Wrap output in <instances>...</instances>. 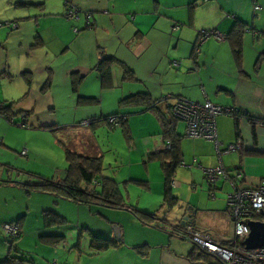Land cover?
Masks as SVG:
<instances>
[{"label": "crops", "instance_id": "obj_1", "mask_svg": "<svg viewBox=\"0 0 264 264\" xmlns=\"http://www.w3.org/2000/svg\"><path fill=\"white\" fill-rule=\"evenodd\" d=\"M65 1L69 6L78 8V17L75 23L78 24V32H82H77L78 35L74 36L71 41H63L57 36L58 34L50 22L49 25L45 22L40 26V31L35 36L36 42L34 45L36 47L30 48L34 45H27L26 60L19 61L16 65L17 68L21 67L17 74L20 82L22 81L20 76H23L24 73L27 74L26 79H29L27 82L22 77L29 88L25 93L24 98L26 100L33 88L31 76H33L35 64L40 68L46 67L42 63L43 60L39 59V53L37 52L45 49L44 46L46 45L63 55L73 50V56H68V58H73V62L68 63L65 70L67 72L73 70L74 73L79 75L84 73V79L89 76L93 88L96 84L99 90L108 91L118 87L124 89L126 85L129 87V85L136 83L137 87L130 88L131 91L135 92L129 94L145 92L152 99H162L165 96L183 97L200 103L208 100L212 104L234 109L236 113L238 110H242L244 112L242 116L221 114L216 117L217 139L221 144V148L239 140L242 149L241 152L218 156L212 141L185 137L184 123L177 121L175 131L180 136L178 145L182 164L176 167L174 178L181 173L176 179L189 181L191 188H189V191L185 188L184 199H181L183 198L182 192L176 190L174 195L172 187L171 193L176 198V203L171 207L163 203L164 175L161 165L159 167L161 177L159 180L157 171L151 173V166L155 165L151 164V161L155 159L148 160L147 158L150 152L163 150V135L156 131L149 133V138L144 142V149H142L141 159L143 163L147 164V172L140 175V177L137 175H130L129 177L130 182L141 183L144 192L148 195H152L153 190L155 191L154 197L152 196V199L148 198L146 202L141 199L133 204L131 201H127L125 196L128 195V191L123 194L119 183L115 179L125 200V204L121 208H109L95 203L90 205L77 203L55 197L49 192L29 189L32 186L29 184H27L28 186L23 185L25 193L29 196H35L32 193L34 190H38L40 195H43L40 197L46 201L43 206H52L54 201L55 206L66 205L70 209L78 211V215H80V209L86 211L88 208V214L91 217L95 214L97 217L99 216V219L109 218L112 222L110 228L100 220L101 227L94 230L88 219H85L80 227V216L78 217L76 242L74 239L72 240V242H75L73 248L78 253H81V250L80 246L76 247L77 240L81 244V239L86 234L89 239L87 247L93 251L91 255H100L101 257V251L111 247L113 249L106 251V253L123 256L121 262H118L121 264H210L208 261L196 258L195 255L191 259L189 258L188 255L192 252L194 244L183 235V227L190 225L192 228L205 232L215 240L224 241L230 236L231 223L227 195L233 191V188L229 179L224 178L218 179L215 184H209L204 177L203 169L222 166L228 178H232L233 169L236 165H240L241 176L237 179L239 188L253 187L260 179L264 178V124L258 122L254 125L250 122L253 117L264 121V0ZM255 6L259 8L255 9ZM62 14L58 10L54 13L49 11L44 15V19L46 21L49 19L47 17L53 16L63 24L65 20L62 18ZM15 21L16 19H14ZM16 23L18 28L13 35L21 37L23 34L19 33L25 32V26H22V22L16 21ZM234 26H236V29H241V50L237 60L227 38ZM67 29L70 32L68 26ZM28 30L31 29L28 27ZM201 30H215L223 36V39L216 41L209 38L201 44L199 51L195 53L198 34ZM63 32L66 34L64 28ZM28 34H31V31H28ZM44 34L54 37L55 40L51 45L46 43L43 38ZM37 46H39V49H37ZM47 52L49 53V51ZM100 52L120 60L125 67L133 71L136 80L122 81L123 70L120 65L116 64L112 73L113 86L109 89H102L95 71ZM35 53H37V58L29 60ZM44 53L46 54V52ZM24 61L27 62L24 63ZM173 62H177V65L173 66ZM0 68H2L1 72L4 73L3 79L11 77L9 65H0ZM49 71L50 74L53 73L52 70ZM84 79L81 81V85L84 83ZM25 83L17 85L21 90H25L27 87ZM82 87L83 90H88L85 84ZM81 94L83 95L79 96L92 97L96 100L98 96L96 93L89 96L86 92ZM23 101L16 104L19 101L0 100L5 104L14 103L12 114L24 112L27 115L29 112L32 114L37 109L35 104L32 107L29 101L27 103H23ZM171 103L172 99L168 100L167 104ZM89 111L85 108L81 112V118L78 121L68 125L69 128L66 126L63 128L71 131L84 130L88 132V128L77 126L81 120L80 126H83L82 122L87 119L114 113L131 114V111L120 112L118 110L105 112L103 108L100 111L91 113ZM140 111L141 113H152L142 108ZM152 114L157 119L156 115ZM150 117L156 125V130H158L156 120L152 116ZM129 121L131 122V120ZM98 126L99 124L94 127ZM34 128H48L51 132H54V128L48 125H38ZM95 128L90 127L92 131ZM130 128L133 131L131 125H129ZM1 139L4 146L7 136L4 135V138ZM91 149L102 155L99 144L94 143V147ZM181 171H185V173ZM30 175H32L31 177H37V179L38 176H41L53 181L60 180V177L56 179L52 175H41L35 172H30ZM152 176H155L158 180H152ZM7 182L9 181H2L1 183ZM178 182L182 183L179 180ZM7 187L10 188L11 186ZM96 206L104 207L107 210L94 208ZM45 210L47 209H44L42 213ZM117 211L122 213L120 215L108 214L118 213ZM173 211H177L176 224L169 219V213ZM139 212L155 213L156 217L150 222H141L136 217ZM54 213L63 219L62 223L58 226H46L41 218L42 228L40 227L38 230L37 240L48 248H54L53 253L55 254L59 246L66 241L65 233L61 232L59 228L64 226L68 220L58 211ZM9 214L10 212L7 211V217L0 223V227L4 223L20 220L21 235L27 236L26 215L8 219ZM94 224L97 225L96 222ZM54 228L57 230H53ZM93 235L114 240L116 245H110L99 251L95 250L90 247ZM23 238L21 241L24 240ZM8 252V247L0 240V261L8 255Z\"/></svg>", "mask_w": 264, "mask_h": 264}, {"label": "rangeland", "instance_id": "obj_2", "mask_svg": "<svg viewBox=\"0 0 264 264\" xmlns=\"http://www.w3.org/2000/svg\"><path fill=\"white\" fill-rule=\"evenodd\" d=\"M63 2L64 0H0V65H9V72L11 73V77L8 79H3V76L0 74V100L19 101L16 104L24 100L23 103L29 101L32 104H30V106H37V109L33 111L32 114H30L31 112L27 115H25L24 112L15 113L12 116L14 123H10L8 120L0 117V138H4V135L7 136L5 142L7 146L4 145L0 147V188H2L0 189V223L7 217V211L10 212L8 219L26 215L28 234H26L27 236L21 235V238L12 242V255H18L27 260H33L35 264H52L53 261H56L58 264H121L118 262H121L123 256H114L111 255V253H106V251L113 249L111 247L105 251H101V257L100 255H91L93 251L87 247L89 239L86 234H84L81 239V253H78L76 249L73 248L76 242L75 236L78 234L77 221L79 216L81 223L80 227L84 223L83 221L88 219L94 230L97 227H101L100 220L110 228L112 222L108 217H105L106 219H99V216L97 217L95 214L91 217L88 214V208L86 210L87 212L84 209H80V215H78V211L76 212V210H72L66 205L55 206L54 201L52 203L54 206L51 204L53 207L49 205L43 206L46 204V201L40 197L43 195H40L38 190L33 191L32 194L35 196H29L25 193L26 191L23 188L24 184L33 185L31 183L39 181L37 177H31L32 175H30V172L47 176L52 175L56 177V179L59 177L60 179L61 177L63 178V172L66 170L68 162L65 158L62 145L56 140L59 139L62 140L69 149H74L86 155L92 151L91 148L94 147V143L99 144L103 155L101 175L115 179L119 183L120 190L123 194H126L128 191V195L126 194L125 199L131 201L132 204L136 203L138 199L146 202L148 198L152 199L151 197H154L155 194L153 190V194L148 195V193L144 192L141 183L130 182L131 180L129 178L130 175H137L140 177V175H144L147 172V164L143 163L141 157L142 149H144V142L149 138V133L153 131L159 132L161 135L163 133L159 121L152 113H141V107L118 106V100L125 97L122 95H129V93L135 92L131 91L130 88L133 89L137 87L136 83L129 85V87L126 85L124 89L118 87L112 90L102 91L101 89L99 90L96 84L93 88L90 77L86 76L85 79H81V81L84 79V83L81 85L80 81L74 88L72 81L77 76L73 70L68 72L65 70L68 66L67 64L73 62V58H68L70 55L73 56V50L63 55L46 45L44 46L45 49H41V51L37 52L39 53V59L43 60L42 63L46 67L40 68L35 64L33 76H31L33 88L32 91L29 92V98H27V100L24 98L29 88L27 82L25 83L22 78V75L20 76L22 81L20 82V79H18L17 74L21 67L17 68L16 65L19 61L26 60V46L31 44L34 45L36 42L35 36L39 33L40 26L45 22L49 25L50 22L54 27L53 29L58 34L57 36L63 41H71L74 36L78 35L73 31V26L77 27L78 24L75 23V21L66 19V8L63 6ZM20 3L25 4L22 5ZM57 10L60 14L63 12L62 18L65 20L63 24L59 19L53 16L47 17L49 19L45 21L44 15L46 13H49V11L54 13ZM14 19H16L17 22H22V26H25V32L19 33L23 34L21 37L13 35L17 30V28L14 27ZM67 26L70 32H68ZM28 27L31 30H28ZM62 27L66 34H64ZM28 31H31V34H28ZM81 32L82 31H79L78 33ZM43 38L46 40V43L50 45L55 40L53 36H48V34H44ZM34 47L36 46L34 45L30 48ZM37 49H39V46H37ZM47 51H49V53ZM44 52H46V54ZM37 53L31 58L28 56L29 60H32V58L36 59ZM26 62L27 61H24V63ZM49 70H52L53 73L50 74ZM1 71L2 68H0V73H2ZM79 76L83 77L84 73L78 74V77ZM46 81H49V86L41 90ZM23 83L27 85L25 90H21L17 85H23ZM84 84L88 90H83L82 86H84ZM81 91L86 92L88 96L94 95L95 93L98 94L97 101L89 104H78L77 98L79 95H83ZM100 99H102V101H100ZM85 108L90 110L89 113L100 111L102 108L105 112H113L116 110L120 112L131 111V114H127L128 121L131 120V122L129 121V125H131L133 129V131L131 128L129 129L131 139L125 137L120 125L110 128L104 122L100 123L99 126L92 131L88 126H80L81 120L77 126L88 128V132L84 130L71 131L67 129L69 128L68 125H72L81 118L80 114ZM150 116L156 120L158 130H156V125ZM22 122L27 126L23 127L21 125ZM181 123L183 122L181 121ZM38 125H48L54 128L55 131L51 132L48 128L35 129L34 127ZM65 126L67 128H63ZM95 153L97 152H94V155H99ZM151 164H155L151 166V173L157 171L160 180V161L154 160L151 161ZM181 172L185 173V171ZM179 175H181V173ZM179 175L177 174L176 177ZM176 177L174 178L173 193L175 195L176 190H180L183 195L181 199H184L185 188H187L188 191L189 188H191L190 182H186L185 179H176ZM151 179H155V181L158 180L155 176H152ZM178 180L182 183H179ZM2 181L9 182L1 183ZM206 184L208 183L206 182ZM7 186L11 187L8 188ZM197 186H199V184H197ZM31 188L33 189V187L29 189ZM6 196L8 197L5 198ZM94 208L107 210L101 206H96ZM44 209L53 212L58 211L59 214L68 220L64 226L59 228L61 232L65 233L66 241L59 246L55 254L53 253L54 248L49 247V249L37 240L38 230L42 226L41 213ZM184 209L186 208L184 207ZM117 212L118 213L108 214L120 215L122 213L121 211ZM176 216L177 211L169 213V219L174 224H176ZM110 217L112 216L110 215ZM95 222L97 225L94 224ZM53 230L57 229L54 228ZM22 238L24 239L23 241H21ZM73 239L75 242H72ZM0 240L6 247H8V243L11 242V240H8V242L4 239L1 227ZM25 264L31 263L26 262Z\"/></svg>", "mask_w": 264, "mask_h": 264}, {"label": "trees", "instance_id": "obj_3", "mask_svg": "<svg viewBox=\"0 0 264 264\" xmlns=\"http://www.w3.org/2000/svg\"><path fill=\"white\" fill-rule=\"evenodd\" d=\"M18 4V3H17ZM24 5L25 3H20ZM64 6L66 7V13L69 9V5L67 1L64 2ZM78 13V12H77ZM78 14L75 19H66L70 21H76ZM1 25V24H0ZM16 28H18L17 23L14 22ZM89 25V24H87ZM87 28L89 26H86ZM234 26L232 32L227 35V38L230 42L232 51L236 57V60L239 58L240 50H241V29H236ZM78 28L73 26V31L78 32ZM118 64L121 66L123 70L122 81H131L136 80L135 75L132 70L125 67L123 63L120 62L117 58L113 56H109L100 52V57L95 66V71L100 81V85L102 89H109L113 86V68ZM173 66H176L172 64ZM3 73V72H2ZM1 76H4V73ZM76 74V78L73 79V87L75 88L77 84L83 78L82 76L78 77ZM26 73L23 74V77L26 79ZM28 82L29 79L27 78ZM49 86V81H46L41 90L45 89ZM183 98V97H182ZM186 99V98H185ZM188 100V99H187ZM97 101L92 97H81L77 98L78 104H89ZM191 101V100H189ZM168 100L164 101L162 99H152V97L145 92H137L134 94H129L124 98L120 99L118 102L119 107H141L144 110L151 111L154 113L159 120L163 133V150H155L148 154V160H159L161 169L164 175V194H163V203L171 207L176 203V198L172 196L171 189L173 187L174 175L176 167L182 163L179 157V140L180 136L175 131V124L178 121L174 116H172L170 112V104H167ZM194 102V101H192ZM200 103V102H198ZM202 103V102H201ZM14 103L5 104L0 102V117L8 120L10 123H14L12 116V107ZM121 109V108H120ZM232 109V112L229 113L236 117L244 115L242 110L236 111ZM18 113V112H15ZM110 117H116V125H120L123 129L124 135L127 139H131V134L128 125V115L122 113H114L109 114L103 117L91 118L88 127H93L104 122L108 127L114 128V125H110L108 123V119ZM245 117V116H244ZM250 122L255 125V123H263L264 121L259 118H251ZM23 127L27 126L23 122ZM43 127V126H42ZM55 131V129L53 130ZM57 142L60 143L65 152V158L68 162V166L65 171V175L59 181H53L51 179H46L44 177L38 176V182L33 183L31 187L33 189H38L40 191L49 192L53 195L68 199L77 203L83 204H99L109 208H121L125 204V200L123 195L121 194L118 183L111 177H105L101 175L102 170V157L103 155H94V151H90L88 155L83 154L81 152H77L74 149H69L62 140L57 139ZM2 139L0 138V147L3 146ZM235 143V142H234ZM170 144L169 148H166V145ZM232 144V143H231ZM229 145V144H228ZM227 145L222 148H226ZM98 154V153H95ZM241 169L240 165H236L234 170ZM97 183V185H95ZM249 188V187H248ZM137 219L141 222H150V220H154L156 217L155 213H145L139 212L136 215ZM42 219L44 220V224L46 226L55 225L58 226L62 223V218H60L57 214L52 211L45 210L42 213ZM64 222V221H63ZM16 224L19 227L18 236H10L6 235L3 232V226L6 224ZM184 228V227H183ZM184 230V229H183ZM1 231L3 237L6 241L11 240L8 243V255L0 261V264H25L26 262H30L35 264L33 260H27L22 256L12 255L13 249V241L20 238L21 235V223L20 220L12 223H4L1 226ZM183 235H185L184 231H182ZM186 236V235H185ZM59 237L57 236V239ZM187 238V237H186ZM193 243V242H192ZM194 244V243H193ZM110 245H116V242L111 239H106L100 236H92L90 241V247L95 250H102L107 248ZM80 243L77 240L76 247H79ZM197 256L196 258L208 261L210 264H220L219 260L212 255L201 251L195 244L192 252L188 255L191 259L192 256ZM52 264H57V262L53 261Z\"/></svg>", "mask_w": 264, "mask_h": 264}, {"label": "built area", "instance_id": "obj_4", "mask_svg": "<svg viewBox=\"0 0 264 264\" xmlns=\"http://www.w3.org/2000/svg\"><path fill=\"white\" fill-rule=\"evenodd\" d=\"M258 8V6H255V9ZM77 12V7L70 6L66 17L75 19ZM87 16L89 17V15ZM209 38L221 41L223 36L215 30L199 31L195 53L199 51L201 44ZM173 64L177 65V62H173ZM170 99H172L170 112L178 121L184 123L185 137L212 141L218 156L241 152L242 145L239 140L227 145L224 149L221 148V144L217 139L216 117L221 114L231 113V108L212 104L208 100L198 103L182 97L172 98L165 96L162 98L164 101ZM89 123L90 120L82 122L83 125H88ZM108 123L115 126L117 124L116 117H110ZM169 147L170 144H167L166 148ZM203 171L204 177L209 184H215L218 179L224 178L229 179L233 188V191L227 195L231 223L230 236L221 242L201 230L185 225L183 231L186 237L201 251L217 258L220 264H264V247L247 249L243 244L249 233L248 222L264 221V178L260 179L253 187L239 188L237 179L241 176L240 169L233 171L232 178H228L222 166L205 168ZM2 228L6 235L18 236L19 227L15 223L6 224Z\"/></svg>", "mask_w": 264, "mask_h": 264}, {"label": "water", "instance_id": "obj_5", "mask_svg": "<svg viewBox=\"0 0 264 264\" xmlns=\"http://www.w3.org/2000/svg\"><path fill=\"white\" fill-rule=\"evenodd\" d=\"M249 233L243 244L247 249L264 247V221H249Z\"/></svg>", "mask_w": 264, "mask_h": 264}]
</instances>
